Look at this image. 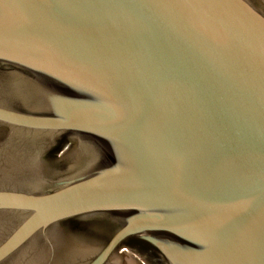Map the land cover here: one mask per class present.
Instances as JSON below:
<instances>
[{
  "label": "water",
  "instance_id": "1",
  "mask_svg": "<svg viewBox=\"0 0 264 264\" xmlns=\"http://www.w3.org/2000/svg\"><path fill=\"white\" fill-rule=\"evenodd\" d=\"M264 264V0H0V264Z\"/></svg>",
  "mask_w": 264,
  "mask_h": 264
},
{
  "label": "rangeland",
  "instance_id": "2",
  "mask_svg": "<svg viewBox=\"0 0 264 264\" xmlns=\"http://www.w3.org/2000/svg\"><path fill=\"white\" fill-rule=\"evenodd\" d=\"M135 264H141L139 261H137V263H135Z\"/></svg>",
  "mask_w": 264,
  "mask_h": 264
}]
</instances>
